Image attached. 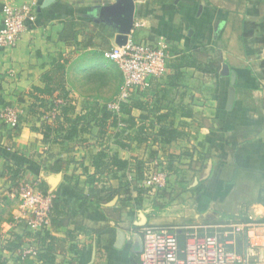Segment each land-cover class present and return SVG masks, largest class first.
Here are the masks:
<instances>
[{"label": "crops", "instance_id": "1", "mask_svg": "<svg viewBox=\"0 0 264 264\" xmlns=\"http://www.w3.org/2000/svg\"><path fill=\"white\" fill-rule=\"evenodd\" d=\"M115 1L0 0L1 6L30 2L35 13V20L28 22L18 45L0 48V111L8 105L17 107L23 125L22 133L15 138L16 148H10L6 129L0 124V172L6 162L34 165L40 173L28 172L27 179L45 181L50 191L72 207L60 225L50 229L65 243L58 251L56 264H141L143 226H176L179 218L193 220L194 224L185 226L230 225L249 218L256 223L252 236L247 239L245 233H240L236 247L247 255L246 264H264V79L259 77L264 48L260 47L258 53V46L252 42L253 37L264 35V0H135L130 37L151 44L162 41L170 53L167 71L159 79L163 83L152 79L157 83L155 90L166 86L171 107L184 104L194 111L192 117H183L171 110L167 121L181 133L173 143H134L124 149L114 139L102 137L98 128L62 144L46 145L33 135L28 118L32 87L43 86L41 76L60 53H73L68 76L71 69L76 75H85L92 66L99 67L98 61L107 60L104 53L115 44L116 33L112 30L109 35L105 28L110 25L100 19V13L102 6ZM71 20L85 23L80 27L83 30L78 39L82 44L78 47L59 37ZM3 23L0 11V28ZM189 51L202 52L206 60L218 65L217 72L205 74L187 66L176 73L170 68ZM96 52L104 53L101 56ZM84 63L88 66L80 67ZM73 94L79 100L89 99ZM133 113L140 116L144 112L135 109ZM101 150L107 154L117 152L131 161L143 159L158 168L173 161L178 176L168 184L167 209L179 200L182 206L194 200L195 209L186 206L180 217L168 211L156 212L154 189L140 195L137 188L141 185L134 184L130 172L96 181L93 158ZM50 156L70 164L60 172H49L46 167L51 164ZM8 187L0 177L1 207L4 195L14 198ZM92 187L105 198L116 192L98 206L95 201L92 208ZM174 188H179L177 195ZM7 212L15 219L7 221L10 230L23 235L24 245L29 246L31 237L20 225L24 220L20 200H13ZM5 255L7 264H23L18 254Z\"/></svg>", "mask_w": 264, "mask_h": 264}, {"label": "trees", "instance_id": "2", "mask_svg": "<svg viewBox=\"0 0 264 264\" xmlns=\"http://www.w3.org/2000/svg\"><path fill=\"white\" fill-rule=\"evenodd\" d=\"M3 7L4 6L0 5V11H3ZM82 25L84 26L85 23H80L76 20L67 22L60 32V40L73 42L76 47L81 45L82 41L78 38L83 30V27L80 28ZM105 30L110 36L113 34L112 30L116 32L112 26H107ZM249 36L253 37L252 33L249 34ZM134 40L138 41L135 37ZM252 42L258 46L257 52L261 53L260 47L264 48V35L253 37ZM103 53L104 52H96V54L101 56H103ZM72 54L73 53H60L57 57H55L51 62L50 68L41 76L43 86H33L28 94L30 97L28 116L31 122L30 128L33 135H35L43 144H62L65 141L90 134L94 128L99 129V134L102 137L107 140L114 139L116 144L124 149L129 148V145L126 142H129V144L133 142L138 145L148 143L170 144L176 141L181 135L178 128L174 126V123L167 121L171 114V110L172 114L178 113L183 117H192L194 115L192 107L188 105L181 104L177 108H174L171 107L169 101L166 103L168 98L167 96L169 95L168 88L166 86L161 88L159 91L155 90L157 81H161V83H163L162 80H159L162 79V77L152 78L155 79L156 82H153L151 79L149 86L145 88H138L128 102L122 103L121 116L109 111L107 107L108 103L117 95L113 99L109 100L104 107H97L94 104L90 105L85 103L83 108L78 111L77 104L75 103V99L72 95L73 88L70 84L68 76V66L72 61ZM107 60L98 61L99 67H96L98 65L94 67L92 66L89 69L90 71H87L85 76L88 81L97 82L100 86H108L113 83L116 85V89L118 90L121 88L123 83L122 72L116 64ZM259 65L261 69L259 77L264 79V57L261 59ZM103 66H106L105 69ZM187 66L198 68L205 74L214 75L218 70V65H216L213 61L206 60L202 52L193 54L190 51L188 53L185 52L178 60L170 64V68H174L176 73H179L181 68ZM137 95L138 97L135 98ZM7 107L15 106L8 105L5 108ZM135 109L141 110L144 113L140 116H135L133 113ZM120 123L123 124L122 127H120ZM0 124L6 129L7 146L10 148H16L17 144L15 138L19 137L23 130L22 114L19 125L15 127L8 126L1 119ZM117 128L122 129L121 132L125 135L124 138L120 139L116 133L111 135L112 131H110V129H116L117 131ZM50 161L51 164L46 168L49 172L55 173L64 170L66 166H69L70 164L68 162H64L60 158L51 156ZM133 162L134 164L132 165ZM93 166L96 170V181H108L111 178H117L120 173L125 174L130 172L134 174L133 182L137 185L138 183H141V181L145 180L151 171L155 169L152 168L153 166L149 164V161L139 158H134V161H131L121 158L117 152L107 154L105 150L99 151L94 156ZM166 167L174 172L167 173L163 170L166 172L168 177L167 185L157 191L164 189L167 190L168 184L171 183L172 180L171 177L178 176L177 170L174 169L173 161H171ZM28 172L35 174L40 173L39 169L34 165H12L8 162L3 165L0 177L5 179L6 185L9 186L8 193L13 195L14 198L11 199L8 194L4 195L5 204L3 207L0 206V230L2 221H15L13 216L10 215V217L5 218V215L8 213V207L13 200L19 199L16 191L28 182L26 177ZM131 183L132 182L126 185V187H129ZM37 185L43 193H47L49 191V187L45 181L40 180ZM76 188L82 192L81 188L78 186ZM137 189L139 190L140 195L146 194L151 190V188L143 187ZM105 190L108 191L109 189L106 188ZM115 192L116 191L110 193ZM110 193L107 198H105L100 195L97 188L92 187V189H90L92 208H94L93 204H95V201L98 206L101 201L110 200L113 195ZM71 210L72 207L64 204L56 194L53 202V209L50 214L51 227L49 229L31 232L28 229L25 220L20 221V225L24 228V231L27 232L26 236L31 237L29 247L36 248L35 255L24 254L27 246L24 245L23 235L12 230L8 232L9 236H5L3 233H0V264L8 263V257L5 255V252L18 254L19 260L22 261L23 264H33L35 261L41 262L42 264H56L58 251L65 243L52 235L50 229L56 228L60 225L62 217L64 215H68ZM248 221L251 220L249 218L243 220V222ZM221 230L223 231V229H219V231ZM215 231L216 230L214 228H209L207 233L213 234ZM176 233L179 245L181 249H184L187 240L186 230L179 229ZM69 236L70 232L68 233V237ZM231 237L233 238V236ZM235 243L236 246H239V236L235 237ZM81 250L82 249H78L79 252ZM240 253H243V251Z\"/></svg>", "mask_w": 264, "mask_h": 264}, {"label": "built area", "instance_id": "3", "mask_svg": "<svg viewBox=\"0 0 264 264\" xmlns=\"http://www.w3.org/2000/svg\"><path fill=\"white\" fill-rule=\"evenodd\" d=\"M2 14L4 23L0 28V48L11 49L18 45L28 22L35 20L34 8L30 2L22 5L6 4ZM104 54L107 59L118 64L123 75L119 93L107 105L109 111L119 116L122 114L121 104L128 102L138 88H145L149 86L152 78L165 75L170 58L166 43L159 41L151 44L135 41L131 37L125 45L114 44ZM0 119L8 126L15 127L20 123L21 111L17 107H7L1 111ZM122 126L120 123V127ZM167 178L166 172L155 169L140 185L160 189L167 185ZM39 181H28L16 191L23 206V218L28 229L34 232L51 227L50 214L56 197L53 191H40L37 185ZM255 226L256 223L252 220L218 226L176 227L147 224L141 231L143 249L140 261L141 264H246L248 257L237 250L235 237L245 233L247 239L250 238ZM209 228L216 231L208 234ZM179 229L186 230L184 249L179 245L176 233ZM24 254L35 255L36 248L27 246Z\"/></svg>", "mask_w": 264, "mask_h": 264}, {"label": "rangeland", "instance_id": "4", "mask_svg": "<svg viewBox=\"0 0 264 264\" xmlns=\"http://www.w3.org/2000/svg\"><path fill=\"white\" fill-rule=\"evenodd\" d=\"M106 1H107V3L111 2V0H106ZM85 65L88 66L87 63H84V64H80V67L83 68V66H85ZM76 67H77V65H76ZM69 80H70V84H71L72 88L74 89L72 91V93H75V95L77 93L78 94H83V95L89 97V99L79 100L73 94V97L75 99L74 101L77 104V107H78L79 111L83 108V105L85 103H88L90 105L94 104L97 107H104L105 104L109 100L113 99L117 95L119 89H121V88H119L117 90L116 89V85L113 84V83L111 85H108V86H99L97 82L88 81L87 77L85 75H76L75 72H74V69L70 70ZM166 103H168V101ZM110 131H112L111 135H114L113 133H116V135L118 137H120V139L125 137L123 132H121L122 129L117 128V131H116V129L115 130L114 129H110ZM126 143L129 145V148L131 147V144H134L133 142H131L130 144H129V142H126ZM157 166L158 165H155L154 167L151 166V167L155 168V169L164 170L167 173L174 172L172 170H169L165 165L164 166H160L159 168ZM155 169H153V170H155ZM174 177H172V182L171 183H173V181L176 179ZM28 181H33V180L29 179ZM141 187H144V186H141ZM151 189H153V188H151ZM157 190L158 189H154V192L156 193L154 195L155 196L154 203H155L156 212L158 211L160 214H162V213L168 211V212H171L174 215H177L178 217L183 215L182 212H184L185 207L188 206V205H186V204H183V206L179 205L180 204L179 201H181V200H179L175 204H172L171 210L167 209V207L170 206L167 190L166 189L161 190V191H157ZM174 190L176 192L175 195H177L179 188H174ZM193 201L194 200L189 202V203L192 202V204L189 205L188 208H191V209L194 208L195 209L196 204H193ZM8 217H9V215L7 213L5 215V218H8ZM218 223H221V222H218ZM191 224H194L193 220H191V219H180L179 218L174 225H176V227H179V226H185V225H191ZM10 229L11 228H10L9 223L7 221H2L0 233L4 234L5 232L10 231Z\"/></svg>", "mask_w": 264, "mask_h": 264}, {"label": "water", "instance_id": "5", "mask_svg": "<svg viewBox=\"0 0 264 264\" xmlns=\"http://www.w3.org/2000/svg\"><path fill=\"white\" fill-rule=\"evenodd\" d=\"M135 0H116L101 8V20L115 29V44L125 45L134 26Z\"/></svg>", "mask_w": 264, "mask_h": 264}]
</instances>
